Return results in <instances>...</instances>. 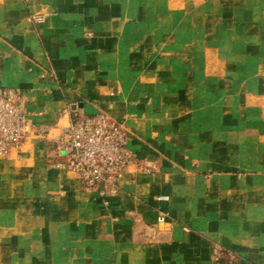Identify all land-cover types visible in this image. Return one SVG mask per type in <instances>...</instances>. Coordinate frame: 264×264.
Wrapping results in <instances>:
<instances>
[{
    "label": "crops",
    "instance_id": "crops-1",
    "mask_svg": "<svg viewBox=\"0 0 264 264\" xmlns=\"http://www.w3.org/2000/svg\"><path fill=\"white\" fill-rule=\"evenodd\" d=\"M0 87V264H264V0H0ZM96 113L134 155L106 206L57 149Z\"/></svg>",
    "mask_w": 264,
    "mask_h": 264
},
{
    "label": "built area",
    "instance_id": "built-area-1",
    "mask_svg": "<svg viewBox=\"0 0 264 264\" xmlns=\"http://www.w3.org/2000/svg\"><path fill=\"white\" fill-rule=\"evenodd\" d=\"M29 124L26 100L18 88L0 87V159L18 151ZM38 128V137H45ZM127 126L104 113L73 116L63 130L58 151L62 158L59 167L77 176L81 189L93 200L107 205L118 192V185L134 161L127 147ZM157 225L167 227L165 217L158 215Z\"/></svg>",
    "mask_w": 264,
    "mask_h": 264
}]
</instances>
